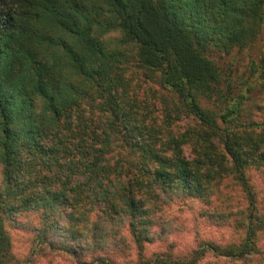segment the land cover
<instances>
[{"label": "trees", "instance_id": "16d2710c", "mask_svg": "<svg viewBox=\"0 0 264 264\" xmlns=\"http://www.w3.org/2000/svg\"><path fill=\"white\" fill-rule=\"evenodd\" d=\"M263 27L264 0H0V264H264V124L209 57ZM185 201L229 238L150 252Z\"/></svg>", "mask_w": 264, "mask_h": 264}, {"label": "rangeland", "instance_id": "374dc122", "mask_svg": "<svg viewBox=\"0 0 264 264\" xmlns=\"http://www.w3.org/2000/svg\"><path fill=\"white\" fill-rule=\"evenodd\" d=\"M209 57L221 70L224 78L231 80L235 93L245 92L248 97L244 103L247 107V120L264 124V88L258 85L257 74L252 71V65L254 63L258 64L261 58L264 57V27L253 46L241 51L234 50L230 54L212 51ZM126 77L129 79L130 84H142L148 89L157 90L158 94L167 98L170 103L175 100L172 94L159 88L156 78L147 77L141 70L130 69ZM192 122L191 118H184V121L181 123L182 130L186 129ZM185 151L188 152L187 149ZM254 179L256 186L261 192L260 194H264V178L259 174H255ZM234 196L237 198L238 195L235 194ZM189 203V201L181 203L183 205V207L181 206V219L188 220V228L186 230L180 229V231L178 230L165 238V241H160L151 246L149 248L150 252L163 253L169 249L179 252L195 244L196 238L199 236H206L211 239H217L221 236L229 238L230 229L227 227L219 228L211 226L206 218L200 215V212H203L201 210L202 206ZM233 203L235 204L232 201L230 206ZM12 236L14 238V253H16V256L27 254L30 251L29 248L32 246L29 233L14 228L12 229ZM261 244L264 248V241Z\"/></svg>", "mask_w": 264, "mask_h": 264}]
</instances>
